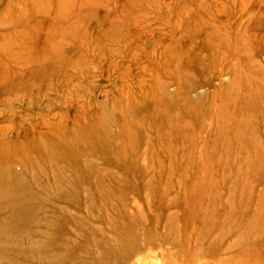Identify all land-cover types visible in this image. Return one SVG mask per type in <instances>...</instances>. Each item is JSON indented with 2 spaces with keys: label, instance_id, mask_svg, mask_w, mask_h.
Segmentation results:
<instances>
[{
  "label": "rangeland",
  "instance_id": "374dc122",
  "mask_svg": "<svg viewBox=\"0 0 264 264\" xmlns=\"http://www.w3.org/2000/svg\"><path fill=\"white\" fill-rule=\"evenodd\" d=\"M28 1L23 12L22 0H0V74L45 56L37 23L71 3ZM85 1L74 0L75 7L83 3L76 16L85 23L76 22V38L91 49H75L74 57L79 51L88 56L92 75L80 83L75 104L111 107L128 84L139 94L138 80L151 85L155 76L163 78L161 91H150L147 100L162 104L154 110L147 103L131 115L142 122L135 147L145 148L144 134H151L154 156L118 162L92 148L96 157L74 167L51 161L12 167L0 178V190L12 191L0 194V264H151L158 247L137 254L135 248L153 237L154 218L169 215L170 225L215 217L210 237L215 235L217 264H264V0ZM20 12L19 18L32 16L37 23L22 30L26 38L5 37L14 27L3 24ZM59 23L52 30L66 24ZM22 27L19 22L15 29ZM101 49L113 54L116 70L105 59L90 62ZM166 128L171 144L161 151L156 133ZM210 237L196 248H205Z\"/></svg>",
  "mask_w": 264,
  "mask_h": 264
},
{
  "label": "bare ground",
  "instance_id": "6f19581e",
  "mask_svg": "<svg viewBox=\"0 0 264 264\" xmlns=\"http://www.w3.org/2000/svg\"><path fill=\"white\" fill-rule=\"evenodd\" d=\"M38 1L40 0H32V2L34 3ZM62 1L63 0H57L58 5L60 4L61 6ZM70 2V7H68L65 11L63 8L59 7L57 9V13H55L51 19H47L48 21L43 20L37 23V21H35L32 16L19 18L23 16V12L26 11L29 3L28 0H22V3L20 2V6H23V4H25L24 8H22L24 11L20 12L19 16L16 15L17 18H12L11 20H8L3 24L6 28L14 27L13 31L10 30L7 31V33L4 32L5 37H10L11 39H13L12 37H20L21 39H23L26 36L25 34H27L23 32V29H27V27L33 22L37 23L38 26H41L42 31L38 35L37 39L40 41V47L42 49L44 48V50L46 51V54L43 57L36 56V58H34L31 62L20 63L19 67L14 66L13 69L9 67V69L4 68L3 70H1L0 117L2 119L1 123L3 124L0 125V178H3L6 172L12 167L20 166L22 169V167H27L29 163L34 162L41 163L51 161L56 162V167H74V165H80V163L86 162L88 159L90 160L93 155L96 157L97 154H94V150H92V148H96L95 152L98 149L101 158L116 157V160H118V162L119 158L122 161H125V159L133 160L131 161L133 163H136L137 161H143L147 159L148 156V159H153L154 154L150 152V145H152L151 140L153 138L151 134H144L146 137L141 134L142 140L143 137H145V140H143L145 142V148L141 149L140 146V150L135 147L137 146V144H139L137 139L139 133L137 132H140V130H142V122L140 121V119H137L134 116H137L136 112L141 110L140 108L144 107L147 103L149 105H153L152 107L154 108V110L158 108L157 106L159 105V103L162 104V102L156 100L157 98L151 103L147 102V100L151 96L150 91H154L156 88H158V90L162 89L163 84L161 83V81H163V78L161 80H158L160 78L155 76V78L151 81V85H146L142 80H138L139 94L133 90L131 83L128 84L127 92H124L125 94L121 93L119 97H117L116 102H112L113 105L111 107L105 105L101 109L97 108L98 110L95 111L93 107H91L87 102L83 100L78 102L80 104H75L74 97H79L80 92H82L80 90V83L82 84L84 81L89 79L92 73L90 72L91 70L89 71L88 68L85 67V65L89 62L88 56L86 57L85 55H82L81 51L78 50L81 54L77 52L78 55L74 57V52L76 51L75 49L81 48L90 50L91 45H88L87 40L83 41L80 39L78 41L76 38V35L79 34L77 29L78 24L76 22H79L80 17L76 16V14L78 7H83V3L80 2L81 4H77V6L75 7L76 2L74 3V0H71ZM22 9L20 11H22ZM42 14L47 16L49 15V11L42 12ZM19 22L23 24V27L21 30L17 31L15 29V26L16 23ZM53 22L66 24L64 26L60 25L59 23L61 29H59V26L58 28H55L56 30H52ZM81 22H79V25ZM192 22L195 23L194 20ZM81 31H84V28H82ZM82 35L85 36L86 33H82ZM129 39H131V37ZM172 40H174V38ZM12 44L14 45V42H12ZM95 45L97 46L98 43H96ZM110 47L112 48V46ZM101 50L102 51L100 54L96 55L93 59L90 58V62L92 60L97 62L105 59L108 67L112 66L116 70L117 64H115L116 61L113 60V54L106 51H109V49ZM8 57L10 58V55H8ZM120 61L122 62L123 60ZM237 61L240 60L237 59ZM244 67L245 66H243V68ZM148 71L150 70L148 69ZM188 71L191 70L187 69V72ZM123 76L124 77L121 78L123 80L126 79L125 82L127 83V81L129 80V74H125ZM170 81H172V79L169 80V82ZM84 85H86V83H84ZM144 88L148 89L145 90ZM171 93L167 96H172ZM171 96H169V98ZM143 102L145 103L142 104ZM116 113H118L119 115V120L117 121L114 119L116 117ZM133 114L134 116H131ZM169 117L170 115H168V118ZM150 120L152 121L153 118L149 119V121ZM25 124H28V126H26ZM148 129L151 130V128ZM152 129L154 128L152 127ZM167 130L168 131H165V129L163 131L158 130L156 133V136L158 137L156 144L157 147H159L158 149H160L161 151L166 150L164 149V147H162L163 144L164 146L165 143L167 145L168 142L169 145L171 144V139L168 138V134L171 131L169 132V128ZM160 136L162 137V139ZM178 149L179 146L177 150ZM170 155L167 159L169 161H172L173 159H171ZM179 155H181V153H179ZM158 156L159 155H157V157ZM176 157H178V155H176ZM156 159H159V157ZM147 161L149 160H146V162ZM65 170L67 171V169ZM0 194L2 196L11 195L12 191L7 190V187L4 186L1 188ZM170 216L173 215H169L164 219L154 218V235L151 238H148L146 236V239H144L145 243L142 242L143 245H138L135 248L136 254L140 252V250L142 251L146 248H150L152 250L158 247V250L160 251L158 261L151 262V264H217V261L219 260V253H217L215 250V235L210 237L212 233L215 234V217L214 219H203V221H200L198 223H195L190 218L186 217L185 222H183L182 224L176 222L174 225H170ZM207 227H210V230L202 233V231ZM208 236L212 238V240L208 242L205 248L197 249L196 247L198 246V244H200V242L207 239L209 240ZM164 244L167 245L166 248H163Z\"/></svg>",
  "mask_w": 264,
  "mask_h": 264
}]
</instances>
